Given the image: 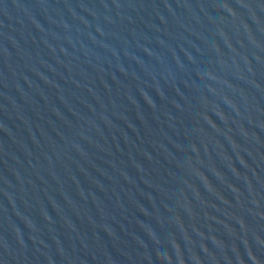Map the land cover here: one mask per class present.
Listing matches in <instances>:
<instances>
[{
    "label": "water",
    "instance_id": "1",
    "mask_svg": "<svg viewBox=\"0 0 264 264\" xmlns=\"http://www.w3.org/2000/svg\"><path fill=\"white\" fill-rule=\"evenodd\" d=\"M0 264H264V0H0Z\"/></svg>",
    "mask_w": 264,
    "mask_h": 264
}]
</instances>
